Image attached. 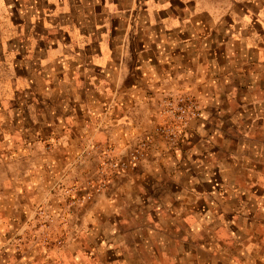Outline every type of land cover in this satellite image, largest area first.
<instances>
[{
  "label": "rangeland",
  "instance_id": "1",
  "mask_svg": "<svg viewBox=\"0 0 264 264\" xmlns=\"http://www.w3.org/2000/svg\"><path fill=\"white\" fill-rule=\"evenodd\" d=\"M19 6L0 0V264H264V158L253 157L264 138L260 148L240 138L221 146L228 163L230 155L237 166L245 157L260 162L257 185L242 184L252 190L233 197L223 180L254 177L236 169L204 175L212 161L202 158L200 142L193 153L181 145L170 175L164 167L143 174L148 137L126 148L60 137L58 116L68 112L56 110L58 94L45 95L34 81L23 87L24 64L11 62L25 46L11 28L27 16ZM181 99L164 101L159 112L165 152L187 129L165 107Z\"/></svg>",
  "mask_w": 264,
  "mask_h": 264
},
{
  "label": "crops",
  "instance_id": "2",
  "mask_svg": "<svg viewBox=\"0 0 264 264\" xmlns=\"http://www.w3.org/2000/svg\"><path fill=\"white\" fill-rule=\"evenodd\" d=\"M19 1L18 13L26 10L27 16L11 28L25 46L11 52V62L24 64L17 76L26 81L23 87L40 83L45 95L58 94L56 110L73 114L58 116L60 137L105 138L123 148L148 137L143 174H161L164 167L170 175L181 145L193 153L200 142L202 158L212 161L204 175L236 169L254 177L244 182L236 175L228 184L222 179L228 196L252 190L242 184L257 185L260 162L252 165L245 157L237 166L220 153L228 138L262 147L264 0ZM179 96L197 115L184 139L165 152L159 112L164 101ZM254 152L264 158V149Z\"/></svg>",
  "mask_w": 264,
  "mask_h": 264
},
{
  "label": "built area",
  "instance_id": "3",
  "mask_svg": "<svg viewBox=\"0 0 264 264\" xmlns=\"http://www.w3.org/2000/svg\"><path fill=\"white\" fill-rule=\"evenodd\" d=\"M178 101L167 102L165 107L177 121L178 124L175 122L176 127L177 125L186 126L190 119L196 116V111L193 106L189 104V101L184 99H181L180 103Z\"/></svg>",
  "mask_w": 264,
  "mask_h": 264
}]
</instances>
